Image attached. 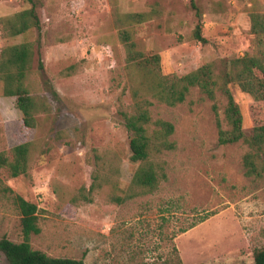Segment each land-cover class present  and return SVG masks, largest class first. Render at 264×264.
<instances>
[{"label":"rangeland","instance_id":"1","mask_svg":"<svg viewBox=\"0 0 264 264\" xmlns=\"http://www.w3.org/2000/svg\"><path fill=\"white\" fill-rule=\"evenodd\" d=\"M34 1L39 30L10 36L0 23V53L36 43L44 66L42 75L35 56L26 81L47 104L34 129L23 126L0 82V152L10 157L14 146L32 143L27 175L0 172L5 186L39 209L32 249L84 264H252L254 250L264 248V179L244 175L246 145L218 144L213 101L197 87L174 107L152 100L153 119L174 126L173 149L154 158L166 174L156 190L139 194L131 185L137 164L120 116L131 101L114 19L149 14L133 27L137 49L159 55L164 74L181 76L250 53L249 13L264 0H194L205 44L193 38L190 0ZM27 7L24 0H0V20ZM232 93L245 133L264 125V101L236 86ZM215 103L222 121L226 99L218 93ZM96 155L110 183L93 181ZM0 237L22 239L19 211L2 195ZM0 264H8L2 254Z\"/></svg>","mask_w":264,"mask_h":264},{"label":"trees","instance_id":"2","mask_svg":"<svg viewBox=\"0 0 264 264\" xmlns=\"http://www.w3.org/2000/svg\"><path fill=\"white\" fill-rule=\"evenodd\" d=\"M28 7L0 20L3 29L10 36H18L30 29H40V20L34 0H24ZM196 25L193 38L200 44L206 40L202 35L201 11L190 0ZM147 13H128L115 15L117 37L124 48L126 64V88L130 94V110H121L122 124L127 134L129 159L137 164L131 185L139 194H148L157 189L166 176L154 158L173 149L169 137L174 126L162 119H153L149 107L152 100L174 107L182 104L192 88L213 101L218 128V144L228 145L242 142L248 151L241 157L244 175L253 179H264V125L256 126L246 134L243 129V116L240 106L232 93L236 86L241 92L255 101H264V6L254 4L249 13V41L252 51L239 58L223 59L200 66L185 75L164 74L157 54H145L137 49L133 38V27L145 22ZM36 43L25 42L4 48L0 53V82L2 95L15 98V107L21 113L22 124L28 129L37 126V115L47 111L44 99L31 95L26 86L37 56V69L43 75L44 66ZM44 84L52 91L48 81ZM220 93L226 99L222 121L216 111V97ZM32 143H23L11 149L10 157L0 152V172L7 170L12 178L25 176L29 170ZM94 182L110 183L105 175V163L96 155ZM98 185V184H97ZM94 185H92L93 187ZM92 189V188H91ZM0 195L10 199L20 214L21 242L13 243L0 237V254L8 264H84L82 260L65 257H50L34 250L30 239L39 235L38 207L15 194L5 186L0 178ZM176 251V250H175ZM252 264H264V248L253 252ZM245 264V263H240Z\"/></svg>","mask_w":264,"mask_h":264}]
</instances>
